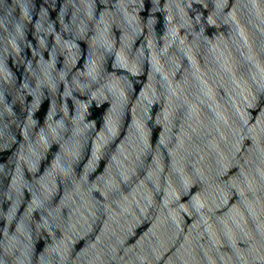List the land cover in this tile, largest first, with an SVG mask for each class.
I'll list each match as a JSON object with an SVG mask.
<instances>
[{
    "label": "clouds",
    "instance_id": "1",
    "mask_svg": "<svg viewBox=\"0 0 264 264\" xmlns=\"http://www.w3.org/2000/svg\"><path fill=\"white\" fill-rule=\"evenodd\" d=\"M0 264H264V0H0Z\"/></svg>",
    "mask_w": 264,
    "mask_h": 264
}]
</instances>
